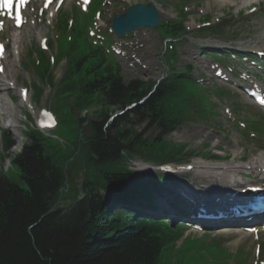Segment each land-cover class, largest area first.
<instances>
[{
    "label": "trees",
    "instance_id": "1",
    "mask_svg": "<svg viewBox=\"0 0 264 264\" xmlns=\"http://www.w3.org/2000/svg\"><path fill=\"white\" fill-rule=\"evenodd\" d=\"M99 3L93 2L89 14H83L93 15ZM178 16L182 18L160 24L162 37L175 39L186 32L182 9ZM70 17L60 13L56 20L57 41L63 48L56 62L67 59L64 76L54 81L50 58L38 46L33 68L39 79L55 87L58 98L67 102H54L58 113L55 132L66 138L73 135L71 146L62 148L58 140L30 130V144L15 155L8 171H0V264H228L232 259L236 264H245L243 257L237 260L235 253L215 243L196 239L178 246L183 230L162 219L141 216L138 208L153 207V193L159 191V183L173 182L175 177L133 174L123 164L136 155L155 164L184 157L186 146L171 143L165 136L194 113L206 117L202 106L209 103L199 95L200 84L187 69L172 71L130 112L137 120L159 129L162 138L129 132L123 127L128 122L125 115L105 130L110 110L140 102L153 83L138 79L126 82L119 63L101 45L93 43L76 19L70 24ZM207 28L216 29L214 25ZM173 58L170 52L169 64ZM37 89L41 90L39 86ZM96 106L100 107L96 113L102 121L94 123L90 134L81 140L75 112ZM11 143V137L5 135V150ZM72 144L84 148L81 167L72 159ZM84 168L85 198L76 201L78 189L71 183L69 187L73 186L77 196L72 203L61 206L63 190L69 184L68 172L72 170L79 176ZM121 181H130L134 190L105 199L103 189Z\"/></svg>",
    "mask_w": 264,
    "mask_h": 264
},
{
    "label": "rangeland",
    "instance_id": "2",
    "mask_svg": "<svg viewBox=\"0 0 264 264\" xmlns=\"http://www.w3.org/2000/svg\"><path fill=\"white\" fill-rule=\"evenodd\" d=\"M59 1L47 9H44L38 1L32 2L25 10L23 23L19 27L14 26L8 15L0 18V41L6 45L4 55L0 56L2 57L0 64L4 66V69L6 66L4 75H8L7 80L12 81L15 86L14 90L0 91V97L12 105L19 101L22 102V107L19 106L18 109L14 110L17 113V119L12 121L10 114H6L0 119V171H8L11 167V161L19 153L22 145L30 144L26 132L28 129L34 128L40 108L49 109L54 113V102L57 100L59 92L52 85L41 82V79L34 72L33 63L37 60L35 49L37 46L49 45L52 42L53 47L44 51L50 59L55 55L57 60V55H60L61 49H63L56 41L59 36L56 25L58 12L71 13L76 8L73 17L79 25L85 30L89 27L95 28L105 40L110 37L114 58L120 64L125 81L138 79L144 82H156L174 68L176 71L190 69L191 76H194L203 85L199 88V95L210 104H204L202 110L206 113V117H214V120L194 113L177 129L165 136V139L171 143L186 146L183 156L190 157V154L192 156L189 161H184V164L195 166L198 163L196 166L199 164L223 166L225 162L209 158L211 153L219 155L220 158L222 157L220 153H223L227 155V161H232L221 167L219 174L230 170V167H235L237 173L240 172L238 174L249 176V178H241L240 181H248L250 184L256 185L264 184V179L256 180L252 172L245 173L244 171V168H250L251 158L253 161L250 164L264 162L262 159V155L264 156V138L262 140L256 135L251 140L248 138L250 129L247 131L246 126H241L243 123L245 125L249 123L250 126L261 130V124H256L252 119L264 121V110L256 106L241 87L264 86V78L259 76L261 72L259 75L256 72L257 66L249 62L256 60L248 61L246 57L227 59L220 56L225 47L231 46L245 53L258 55V53L263 52L260 57L264 58V0H105L104 4L100 5L99 10L96 11V23L92 13L90 15L82 13L80 9L85 7L78 0H64L61 5H59ZM149 1H153L158 7L162 21L182 18L178 16L179 9H182L185 15L183 23L186 32L178 38H172L173 48L168 45V40L160 35L157 28H141L124 37H119L112 32L111 19L114 16L124 13L133 4ZM209 21L211 25L216 27L215 30L209 31L207 28ZM90 30H93L94 37L98 38L96 30ZM105 30L110 32L111 36ZM18 35L22 37L19 45L15 43V36ZM44 41L46 42L44 43ZM107 42L109 43V41ZM17 47L19 48V55L16 52ZM168 50L174 56L172 64L168 63ZM211 50H214V56H209L212 54ZM66 68L67 59L63 58L58 64L56 62L52 68L54 81L62 78ZM215 72H221L220 76ZM36 85L39 86L40 91ZM21 88H26L28 91L27 101H22L24 99L20 97ZM58 99L62 103L65 102L63 99ZM133 109H127L120 115L117 114L118 111L124 109L114 108L110 110L109 117L116 114L111 123L116 121L118 117L125 115L128 122L123 127L127 128L129 132H139L144 138H162L159 129L134 118L130 114ZM4 111L5 113L9 112L6 107L3 109ZM89 111L88 113L81 110L75 112L77 118L84 117L87 119V124L82 127L83 138L81 140L89 134L90 129L88 127L92 121L101 122V117L96 115L95 111ZM46 131L49 136L53 135L50 130ZM246 133H249L248 136ZM5 134L12 137L14 144L8 150H5ZM56 134L59 137L62 136V148L71 146L73 135L66 138L62 133ZM262 136L264 137V131ZM83 149V147L78 148V146L73 145L75 154L72 159L78 161L79 167L85 161L86 154ZM5 156L9 159L3 160ZM243 157L244 160L242 161ZM143 163L152 167L150 162L142 158H135L131 169L147 172V168L142 169V165H138ZM176 175L179 182L175 185L178 188L164 189L177 192L180 186L193 190L191 184L194 183V180L190 172L184 173L182 176ZM256 176L261 178L262 174L261 176L256 174ZM78 179L77 172L72 170L68 172L69 184L63 190V199L60 205L64 206L77 196L73 186L70 188L69 185L71 183L77 185ZM219 184L226 185L224 181L219 182ZM234 189L239 188L233 187L231 191ZM174 197L176 195H164L163 200L168 202L167 205H170V200H175ZM176 209L178 208L176 207ZM171 215L176 216V218L170 219L171 221L169 220L172 225H178L179 221L186 218L177 216L176 212H172ZM213 229L208 228L206 233L202 234L185 230L178 241V246L188 240L200 239L205 243H215L226 247L230 253L237 255V260L243 257L245 264H264V231L249 233L244 228L238 227L234 228L237 233L231 234L222 230L211 231ZM228 264H236V259L230 260Z\"/></svg>",
    "mask_w": 264,
    "mask_h": 264
},
{
    "label": "bare ground",
    "instance_id": "3",
    "mask_svg": "<svg viewBox=\"0 0 264 264\" xmlns=\"http://www.w3.org/2000/svg\"><path fill=\"white\" fill-rule=\"evenodd\" d=\"M255 1H258V0H255ZM165 16H166V14H165ZM21 41H22L21 36H19V35L15 36V43L16 44L19 45ZM4 50H5V48H4ZM16 52L19 55V48L18 47L16 49ZM0 66H1V64H0ZM10 67H12V66H10ZM5 72H6V66H5V70H3L2 73H0V91H2V90L6 91L8 89L14 90L15 89L14 83L12 81L7 80L8 75L5 76L4 75ZM27 100H28V93H27V96L25 98V101H27ZM6 104H7V106H6ZM19 106L22 107V102L19 101V102H16L15 105H12V104L5 102L3 97H0V115H1L0 119L2 117L6 116V114H10V119L12 121L14 119H17L18 118L17 113L14 110L18 109ZM5 107L7 108V110H9V112H7V113H5V111L3 112V109ZM221 155H222V157L220 159H216V160L225 162V164L223 166H225L226 164H228L229 162L232 161V160L231 161L226 160L227 155H224L223 153H221ZM233 155H234V153L231 156L233 157ZM243 156H244V154H243ZM262 159L264 160L263 155H262ZM213 160H215V159H213ZM243 160H244V157H243L242 161ZM252 161L253 160L251 158L250 163ZM250 163H249V165H250L249 170L247 169V167L244 168L245 173L246 172H252L255 175L256 180L264 179V162H256V163H252V164H250ZM197 164H195L194 169L191 171L192 178L195 182L194 186L197 188L189 191L188 189L180 187V190L188 192V193L184 192L186 194V197H189L193 200V202H192L188 198H186V202L189 204V206L191 208H193L195 206L194 210L201 209L202 211H206V212H210L211 210H214L216 207H211L213 205L212 202H217L216 199L220 198L223 193L229 192L231 190V186L242 189V188H245L248 186L255 185V184H250L248 181H240L241 178H245V177L247 178V176H244L242 174H238L240 172L237 173V169L235 167H233V168L230 167V170L223 171L222 174H219V173H221V171H219V169L223 166H209V165H205V164H203V165L199 164L198 166H196ZM199 166H200V168H199ZM236 166H239V165H236ZM257 166L260 168H258ZM239 167H243V166L241 165ZM258 169H259V171H258ZM231 170H233V172H231ZM230 174H231V180H230ZM256 174H258L259 176H261V174H262L261 178H258L256 176ZM221 181H224L226 183V185L225 184H219V182H221ZM167 195H171V194H167ZM158 196H162V194L160 193V194H158ZM176 196L182 201L185 198L184 196H182L178 192H177ZM177 197H174V199L179 200ZM161 202L164 203L165 205L168 204V202L165 200H162ZM200 205L202 207H199ZM235 222L246 224L247 220L246 219H238ZM222 231H225V233H231V234L237 233L233 229H224Z\"/></svg>",
    "mask_w": 264,
    "mask_h": 264
},
{
    "label": "water",
    "instance_id": "4",
    "mask_svg": "<svg viewBox=\"0 0 264 264\" xmlns=\"http://www.w3.org/2000/svg\"><path fill=\"white\" fill-rule=\"evenodd\" d=\"M160 21L161 18L159 11L153 3H138L130 6L125 13L115 16L112 19V27L119 35H125L141 27L155 28L159 26ZM126 109H129V107ZM118 114H120V112H118ZM79 124H85L83 118L79 120ZM85 170L86 169H84V171ZM82 175L83 173H81V176ZM124 183L125 181L109 184L107 186L108 193H110L111 196L115 195L117 192L125 188V185H122ZM78 187L81 188V184H79ZM83 196L84 194L80 192L78 199H81Z\"/></svg>",
    "mask_w": 264,
    "mask_h": 264
},
{
    "label": "snow or ice",
    "instance_id": "5",
    "mask_svg": "<svg viewBox=\"0 0 264 264\" xmlns=\"http://www.w3.org/2000/svg\"><path fill=\"white\" fill-rule=\"evenodd\" d=\"M2 2H3V7H5V8L11 7V0H2ZM24 2H25V0H21V3H24ZM85 2H87V0H85ZM16 20H17V23L19 24L20 17L18 14H17ZM261 102L264 103V100H262ZM45 115H47V113Z\"/></svg>",
    "mask_w": 264,
    "mask_h": 264
}]
</instances>
